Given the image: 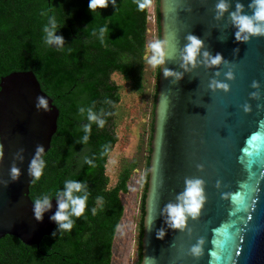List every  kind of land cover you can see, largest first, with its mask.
<instances>
[{
    "label": "water",
    "instance_id": "1",
    "mask_svg": "<svg viewBox=\"0 0 264 264\" xmlns=\"http://www.w3.org/2000/svg\"><path fill=\"white\" fill-rule=\"evenodd\" d=\"M159 0L161 40L166 41L154 111L149 179L144 205L141 264H264V35L238 41L232 20L252 16L253 0ZM203 47L185 68L188 37ZM221 54L210 65L204 53ZM165 70L179 74L165 76ZM45 96L50 111L37 110ZM60 110L33 70L14 71L0 82V240L7 235L40 245L56 225L33 217L28 167L36 146L50 150ZM20 169L13 181L11 169ZM203 182L199 215L185 227L166 223L164 209L178 203L185 181ZM163 229L164 237L158 238ZM199 247V254L193 248Z\"/></svg>",
    "mask_w": 264,
    "mask_h": 264
},
{
    "label": "trees",
    "instance_id": "2",
    "mask_svg": "<svg viewBox=\"0 0 264 264\" xmlns=\"http://www.w3.org/2000/svg\"><path fill=\"white\" fill-rule=\"evenodd\" d=\"M88 2L0 0V82L14 71L33 70L42 89L60 110L58 131L45 154V174L39 181L33 180L30 196L34 201L44 193H55L67 179L85 181L90 191L85 216L76 220L70 233L57 231L55 236H45L40 245L32 246L7 235L0 240V264H112L114 239L125 211L121 194L129 191L128 183L138 169L135 161L124 163L117 183L110 186L107 165L119 141L115 119L122 96L121 86L112 75L120 74L133 91L143 92L144 57L152 21L156 38L161 40L159 0L154 1L153 13L150 3L140 11L136 0H117V9L110 5L92 14ZM44 10L54 14L62 26L57 33L66 40L62 51L43 42L47 23V17L41 15ZM101 27L109 29L103 43L98 38ZM154 77L150 132L142 160L145 166L137 264L142 260L144 205L160 67L155 69ZM93 105L97 113L103 110L107 122L103 129L93 124L89 142L84 145L78 141L88 120L86 113L80 116L79 108ZM109 112L112 115H107ZM105 145L109 152L102 155ZM1 152L0 144V156ZM85 157L93 159L95 167L84 163ZM92 208L97 210L95 215Z\"/></svg>",
    "mask_w": 264,
    "mask_h": 264
},
{
    "label": "clouds",
    "instance_id": "3",
    "mask_svg": "<svg viewBox=\"0 0 264 264\" xmlns=\"http://www.w3.org/2000/svg\"><path fill=\"white\" fill-rule=\"evenodd\" d=\"M138 10L143 11L148 7L150 0H136ZM117 9V0H89L88 9L94 14L97 9H107L109 6ZM217 11L219 14H223L228 10L229 5L225 0H220L217 4ZM252 7L255 8L254 14L250 17L247 15L239 14L242 6H237V12L232 13V20L234 25L238 28L236 33V39L238 41H247L250 35H264V0H253ZM42 16L47 17V23L43 27V42L48 47H55L56 50L62 51L66 46V40L63 35H58L62 26L58 23L57 18L54 14H49V10L41 12ZM108 27H101L98 32V38L103 43L105 36L108 34ZM95 34V33H94ZM189 43L184 49V67L188 64L195 66L200 50L203 47V41L195 35L188 37ZM166 41L157 39L147 45L148 50L151 51V55H146L144 59L154 69H158L165 63V48ZM204 56L210 65H219L223 61L221 54H217L215 57H210V54L205 52ZM177 76L179 74L165 70V76ZM105 103L112 104L111 100H106ZM94 105L91 107L79 108V114L81 117L86 115L88 120L87 124L83 125L82 131L84 135L78 141L84 145H87L92 133V125L95 124L98 128L103 129L106 124L105 113L101 110L97 113L94 110ZM37 110L50 111L49 101L45 96H38L36 98ZM112 115V113H107ZM109 152V146L103 147L102 155H107ZM2 160V157H0ZM84 163L95 167L94 161L91 158L85 157ZM47 167V161L45 158V149L43 145L38 144L36 151L29 163L28 174L34 181H39L45 174ZM21 171L19 168L13 166L11 169V178L13 181L19 180ZM185 191L177 197L178 203L168 204L164 213L167 215L166 223L169 227L174 229H183L186 224L187 217H197L203 206L205 196L203 191V182L199 179H188L185 181ZM90 196L89 186L85 181L76 179H67L63 183V187L55 191V193H44L34 199L33 201V217L37 222L42 223L44 220L45 213L51 211L53 205L52 200L55 199L57 202L56 211L54 214L49 216V220L54 222L56 228L52 232V236H55L57 231L64 233H70L75 224L76 220L84 217L86 209L88 208V200ZM102 199V198H98ZM96 208H92L91 212L93 215L96 214ZM158 238H163L165 231L161 229L158 232ZM200 248L194 247L193 253L199 254Z\"/></svg>",
    "mask_w": 264,
    "mask_h": 264
},
{
    "label": "rangeland",
    "instance_id": "4",
    "mask_svg": "<svg viewBox=\"0 0 264 264\" xmlns=\"http://www.w3.org/2000/svg\"><path fill=\"white\" fill-rule=\"evenodd\" d=\"M154 1L150 0L149 9L152 13L155 7ZM155 32L156 27L152 21L147 45L157 40ZM146 55H151L147 47ZM154 73L155 69L145 60L142 93L133 91L130 83L126 82L120 74L112 75V79L121 86L122 96L115 119V130L119 141L107 165L110 186L117 183L124 163L135 161L138 165V169L132 174L128 183L129 191L121 194L125 211L114 239L112 264H137L138 261V230L145 166L142 160L146 157L147 139L150 132Z\"/></svg>",
    "mask_w": 264,
    "mask_h": 264
},
{
    "label": "flooded vegetation",
    "instance_id": "5",
    "mask_svg": "<svg viewBox=\"0 0 264 264\" xmlns=\"http://www.w3.org/2000/svg\"><path fill=\"white\" fill-rule=\"evenodd\" d=\"M57 131H58V130H57ZM56 133H57V132H56ZM56 133H55V134H56ZM55 134H54V135H55ZM53 137H54V136H53Z\"/></svg>",
    "mask_w": 264,
    "mask_h": 264
}]
</instances>
